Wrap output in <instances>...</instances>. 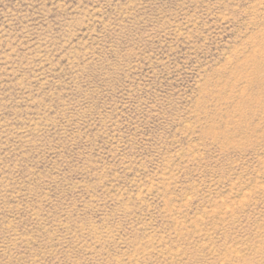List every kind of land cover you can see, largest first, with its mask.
<instances>
[{"label":"rangeland","instance_id":"rangeland-1","mask_svg":"<svg viewBox=\"0 0 264 264\" xmlns=\"http://www.w3.org/2000/svg\"><path fill=\"white\" fill-rule=\"evenodd\" d=\"M0 264H264V0H0Z\"/></svg>","mask_w":264,"mask_h":264}]
</instances>
